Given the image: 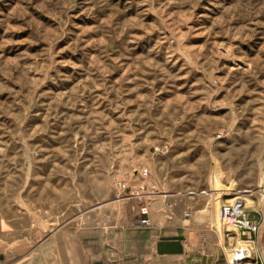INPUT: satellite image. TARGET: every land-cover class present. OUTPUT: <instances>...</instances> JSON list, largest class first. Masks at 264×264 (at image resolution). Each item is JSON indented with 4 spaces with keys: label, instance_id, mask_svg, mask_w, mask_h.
<instances>
[{
    "label": "rangeland",
    "instance_id": "rangeland-1",
    "mask_svg": "<svg viewBox=\"0 0 264 264\" xmlns=\"http://www.w3.org/2000/svg\"><path fill=\"white\" fill-rule=\"evenodd\" d=\"M194 193L264 223V0H0V218L53 264H264L154 254Z\"/></svg>",
    "mask_w": 264,
    "mask_h": 264
},
{
    "label": "crops",
    "instance_id": "crops-1",
    "mask_svg": "<svg viewBox=\"0 0 264 264\" xmlns=\"http://www.w3.org/2000/svg\"><path fill=\"white\" fill-rule=\"evenodd\" d=\"M191 196L203 200H190L183 210L177 207L172 218L165 215L159 218L152 214L154 228L172 232L156 237L153 249L156 256L183 262L189 258L192 261L199 255L216 256L222 249L225 253L228 244L239 245L241 241L253 248V262L260 259L264 263V223L258 232L250 233L246 238L240 232L222 234L217 223V202L201 198L200 193ZM182 212L188 215L184 216ZM25 214L30 219L23 223L20 216L0 218V264H53L54 241L50 225L36 214Z\"/></svg>",
    "mask_w": 264,
    "mask_h": 264
},
{
    "label": "built area",
    "instance_id": "built-area-1",
    "mask_svg": "<svg viewBox=\"0 0 264 264\" xmlns=\"http://www.w3.org/2000/svg\"><path fill=\"white\" fill-rule=\"evenodd\" d=\"M222 220L227 221L226 225H233L236 229L240 231H256L257 226L249 221L245 216V206L243 205L240 198L234 201V203H228L223 206ZM149 224V222H147ZM225 224V223H224Z\"/></svg>",
    "mask_w": 264,
    "mask_h": 264
},
{
    "label": "bare ground",
    "instance_id": "bare-ground-1",
    "mask_svg": "<svg viewBox=\"0 0 264 264\" xmlns=\"http://www.w3.org/2000/svg\"><path fill=\"white\" fill-rule=\"evenodd\" d=\"M238 198H240V197H237V198H235V200L234 201H236V200H238ZM241 199V198H240ZM232 203H234V202H232ZM225 223V224H224ZM228 222L227 221H225V219H224V222H223V224L225 225V226H228V225H226ZM230 226L229 227H233V225H231V224H229ZM234 228V227H233ZM236 230H237V232H241L239 229H237L236 228ZM230 232V231H229ZM233 253H232V256H231V264H241L243 261H244V259H245V256H248V255H246L247 253H248V250H245V249H242V248H236V249H234L233 251H232ZM231 254V253H230ZM247 261V260H246Z\"/></svg>",
    "mask_w": 264,
    "mask_h": 264
}]
</instances>
